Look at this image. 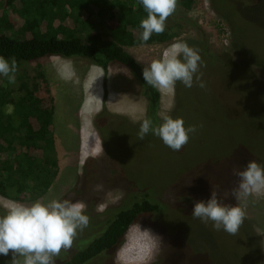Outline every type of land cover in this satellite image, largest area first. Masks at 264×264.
Returning a JSON list of instances; mask_svg holds the SVG:
<instances>
[{
    "label": "rangeland",
    "instance_id": "1",
    "mask_svg": "<svg viewBox=\"0 0 264 264\" xmlns=\"http://www.w3.org/2000/svg\"><path fill=\"white\" fill-rule=\"evenodd\" d=\"M4 20L12 31H17L22 22L0 0V21ZM166 28L173 34L170 40L125 48L142 69L160 59L176 42L187 43L200 56L202 43L214 60L201 56L204 88H186L177 82L174 93L160 91L159 118L171 106L170 115L183 118L186 127L192 124L190 117L196 111L202 112L200 123L218 119L208 137L205 128L198 127L179 152L154 135L138 138L144 115L132 119L113 111L107 117L95 89L87 94L83 90L87 73L96 68L89 61L51 57L17 67L30 89L33 83L38 84L37 96L43 94L45 86L38 76L42 73L54 99L51 131L59 171L48 191L36 201H83L90 217L89 226L78 233L72 248L62 250L56 260L66 259L70 251L104 225L111 211L144 191L159 202L160 211L132 225L114 254L102 253L86 264H264V196L251 195L240 201L245 219L235 235L217 231L210 222L205 224L191 215L194 200H207L212 190L221 203H237L232 190L239 178L234 170H228V161L234 158L238 169L250 160L264 164V0H195L188 11L177 4L166 20ZM6 80L0 77V93L7 97L4 111L10 114L8 122L18 125L22 118L14 113L13 102L25 89L17 78L15 84ZM107 85L122 98L141 94L132 74L116 64L108 70ZM96 102L100 108L95 113L91 104ZM211 112L215 113L213 117ZM98 120L103 123L100 127L95 124ZM225 129L228 135L223 137ZM83 131L88 139H83ZM142 179L147 180L145 189L135 191L127 186L129 181ZM98 185L102 188L97 189ZM12 203L21 202L0 196V215ZM138 225L159 236L154 247L145 250L143 242H137ZM7 258H12L11 252L0 255V262Z\"/></svg>",
    "mask_w": 264,
    "mask_h": 264
},
{
    "label": "trees",
    "instance_id": "2",
    "mask_svg": "<svg viewBox=\"0 0 264 264\" xmlns=\"http://www.w3.org/2000/svg\"><path fill=\"white\" fill-rule=\"evenodd\" d=\"M4 1L5 6L16 13L22 22L17 31H12L7 20L0 21V55L15 58L17 67L51 57L85 59L101 68L105 75L111 65L121 66L132 74L140 87L141 95L147 102L145 117L152 119L154 124L160 123V91L145 84L142 67L125 48L162 43L170 40L173 34L165 28L163 33H153L146 43L141 42L140 22L146 18L147 13L139 0ZM194 3L195 0H177L184 11L190 10ZM199 47L203 54L201 56L214 62L202 43ZM38 76L45 85L40 96L36 95L40 92L38 84L33 83L30 89L24 82V74L20 75L16 71V78L25 89L17 101L11 100L14 113L22 118L18 125L8 122L10 114L4 111L7 97L4 98L5 95L0 93V196L14 202H34L41 198L59 171L51 131L54 99L43 74L38 73ZM103 91L104 103L107 96L105 82ZM201 114V111L191 114V125L198 121L197 126L204 127L208 137L215 129L217 117L213 122L207 119L208 123H200ZM106 115L110 117V114ZM210 115L213 117L215 113L211 112ZM234 118L238 119L239 115ZM95 124L100 127L101 123L98 120ZM226 135L227 129L223 137ZM228 163L230 172L238 169L234 158ZM146 181H129L127 186L135 191L138 188L142 190L146 188ZM226 186L224 184V188ZM160 209L159 202L143 191L139 197L111 211L110 217L95 234L84 240L74 252L70 251L66 259L56 260V264H86L102 253L114 254L132 225L143 216L157 213ZM11 260L7 258L0 263L11 264Z\"/></svg>",
    "mask_w": 264,
    "mask_h": 264
},
{
    "label": "clouds",
    "instance_id": "3",
    "mask_svg": "<svg viewBox=\"0 0 264 264\" xmlns=\"http://www.w3.org/2000/svg\"><path fill=\"white\" fill-rule=\"evenodd\" d=\"M147 13L140 22L142 29L139 39L147 42L153 33L165 31L166 20L177 6V0H139ZM202 58L197 49L185 42L170 45L161 58L143 67L142 77L145 84L158 91L172 94L177 82L186 88L198 85L205 87L201 79ZM17 61L0 55V77L8 83H16ZM171 106L160 113V123L154 124L150 118L140 122L138 138L143 140L151 134L158 137L164 145L179 152L191 135L198 130L197 125L185 126L181 117L170 115ZM202 126V125H201ZM239 178L232 195L235 205L221 203L216 191H211L207 200H194L191 215L201 222L211 223L217 230L235 235L245 219V210L240 201L251 195L264 196V164L250 160L243 169L234 170ZM102 188L101 185L97 189ZM83 201L52 199L47 202L35 201L30 205L12 203L0 215V255L11 252V264H56L62 250H69L79 232L89 226L90 217ZM103 210V206L99 208ZM137 242H143L145 250L155 246L154 235L149 229L137 228Z\"/></svg>",
    "mask_w": 264,
    "mask_h": 264
},
{
    "label": "crops",
    "instance_id": "4",
    "mask_svg": "<svg viewBox=\"0 0 264 264\" xmlns=\"http://www.w3.org/2000/svg\"><path fill=\"white\" fill-rule=\"evenodd\" d=\"M109 69L110 67L108 68V70ZM101 70H102L101 68L96 66V68L90 70L87 73L85 80H84V86H83L84 92L87 94L88 91L95 89V91L98 93V97L96 99L99 100L100 98V106L101 104L105 105V108L108 111L107 112L108 114L110 113L114 114V112H117L120 115H126L132 119L140 118L143 115L145 116L146 105H147L145 98H143L141 94L140 95L130 94L128 96H124L123 98L118 96L116 92L108 88V85H107L108 70H107L106 75L104 74L103 70L102 72ZM92 73H94L95 76H89ZM104 82L106 85L107 96H106L105 102L103 103V94H104L103 83ZM100 106L97 104V102L94 105L91 104V107L95 111V113L99 110ZM89 113L90 112H85L86 115H88ZM86 135L88 134L83 131V139H88L86 138ZM89 147L90 146H87L86 148L87 152H89L88 150Z\"/></svg>",
    "mask_w": 264,
    "mask_h": 264
}]
</instances>
